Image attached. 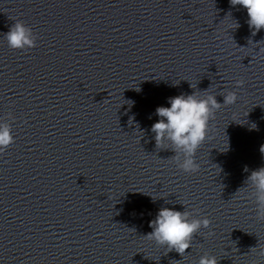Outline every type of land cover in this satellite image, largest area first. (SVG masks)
<instances>
[{"label":"water","instance_id":"obj_1","mask_svg":"<svg viewBox=\"0 0 264 264\" xmlns=\"http://www.w3.org/2000/svg\"><path fill=\"white\" fill-rule=\"evenodd\" d=\"M17 20L36 47H8ZM247 21L230 0H0V120L15 138L0 154V264H264L246 183L264 167V29ZM229 91L199 171L178 169L156 147V109ZM163 207L212 221L184 256L146 237Z\"/></svg>","mask_w":264,"mask_h":264},{"label":"clouds","instance_id":"obj_2","mask_svg":"<svg viewBox=\"0 0 264 264\" xmlns=\"http://www.w3.org/2000/svg\"><path fill=\"white\" fill-rule=\"evenodd\" d=\"M230 4L242 6L247 10V23L255 32L264 29V0H230ZM4 37L8 47L13 50L26 51L36 47L37 36L22 20L15 21ZM260 51L264 53V48H260ZM243 85L242 79L237 80V88H242ZM222 96L223 103H220L214 94L206 97H197L195 93L181 94L169 98L170 107L160 106L156 109L160 119L151 126V131L155 133L156 147H162L166 143L170 145L169 148L175 153L171 158L177 168L185 173L194 174L199 171L196 153L208 137L210 121L215 118V113L222 106L232 105L238 100L235 91H229ZM14 142L11 124L0 120V154ZM261 152L264 153L262 148ZM246 183L251 189L249 195L255 204L256 217L264 221V167L253 170ZM211 225V219L206 215L202 216L198 211L193 215L186 209L177 211L163 207L150 223L153 231L146 237L156 245L166 247L168 252L175 250L184 256L186 250L191 248L194 236L199 234L201 229H210ZM207 234L212 236L214 232L209 230ZM252 250L260 261L264 260V246L258 251L256 247ZM198 264H218V261L214 255L205 253L200 256Z\"/></svg>","mask_w":264,"mask_h":264}]
</instances>
